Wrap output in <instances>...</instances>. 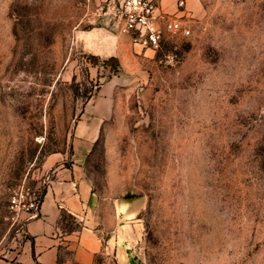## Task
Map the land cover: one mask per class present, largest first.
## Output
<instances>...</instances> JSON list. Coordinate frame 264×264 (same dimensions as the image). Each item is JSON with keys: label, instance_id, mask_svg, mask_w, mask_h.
<instances>
[{"label": "rangeland", "instance_id": "1", "mask_svg": "<svg viewBox=\"0 0 264 264\" xmlns=\"http://www.w3.org/2000/svg\"><path fill=\"white\" fill-rule=\"evenodd\" d=\"M103 1L0 0V264L23 246L11 192L44 190L43 159L70 151L83 104L113 77L86 165L95 189L142 199L133 263L264 264V0H196L164 50L108 26ZM94 26L117 35L115 60L78 36Z\"/></svg>", "mask_w": 264, "mask_h": 264}, {"label": "crops", "instance_id": "2", "mask_svg": "<svg viewBox=\"0 0 264 264\" xmlns=\"http://www.w3.org/2000/svg\"><path fill=\"white\" fill-rule=\"evenodd\" d=\"M158 0L160 7L177 15L188 13L196 0ZM90 51L102 57L122 52L117 35L103 27L78 30ZM127 38V36H126ZM104 42L107 52L99 47ZM116 78L92 95L75 121L70 151L54 152L42 162L47 175L40 210L23 224L24 239L18 264H93L103 253H113L118 264H134L129 244L136 234L134 216L139 196L102 193L88 175L87 157L112 115Z\"/></svg>", "mask_w": 264, "mask_h": 264}, {"label": "built area", "instance_id": "3", "mask_svg": "<svg viewBox=\"0 0 264 264\" xmlns=\"http://www.w3.org/2000/svg\"><path fill=\"white\" fill-rule=\"evenodd\" d=\"M176 4L182 8L184 0H177ZM96 14L108 26L127 36L133 46L141 48L164 50L172 35L189 33L182 15L163 10L158 0H104ZM163 56L177 58L173 51H163ZM42 196V189H28L22 184L11 192L8 208L13 215H22L28 220L38 215Z\"/></svg>", "mask_w": 264, "mask_h": 264}, {"label": "bare ground", "instance_id": "4", "mask_svg": "<svg viewBox=\"0 0 264 264\" xmlns=\"http://www.w3.org/2000/svg\"><path fill=\"white\" fill-rule=\"evenodd\" d=\"M99 50H100L101 52H107V51H108V48L105 47L104 42L101 43V46L99 47Z\"/></svg>", "mask_w": 264, "mask_h": 264}, {"label": "trees", "instance_id": "5", "mask_svg": "<svg viewBox=\"0 0 264 264\" xmlns=\"http://www.w3.org/2000/svg\"><path fill=\"white\" fill-rule=\"evenodd\" d=\"M115 59H116V56H109L108 58H105V59L103 60V62L106 63V62L109 61V60H115Z\"/></svg>", "mask_w": 264, "mask_h": 264}]
</instances>
